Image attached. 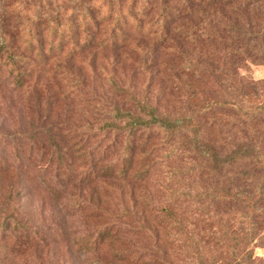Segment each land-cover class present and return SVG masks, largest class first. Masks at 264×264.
<instances>
[{"label": "rangeland", "instance_id": "374dc122", "mask_svg": "<svg viewBox=\"0 0 264 264\" xmlns=\"http://www.w3.org/2000/svg\"><path fill=\"white\" fill-rule=\"evenodd\" d=\"M18 1L0 0V27L12 34L7 39L14 53L34 59L24 49ZM168 4L182 15L169 21L163 41L153 32H130L127 43L117 49L93 46L75 58H35L33 66L24 67L23 83L6 71L0 76V264H236L232 245L241 230L227 241L218 223L211 226L192 215L194 203L188 208L199 254L190 247L179 249L173 230L162 227L158 210L171 197L168 186L173 185L167 172L185 168L190 159H166L172 142L166 143L157 128L149 133L138 130L133 140L134 154L149 156L140 161L150 165L142 181L113 177L104 169L124 159V133L100 130L113 119L114 108L145 116L146 107L140 104H146L169 117L194 108L190 80L196 75L185 65L193 61L197 47L192 34L209 12L193 7L189 14L176 0ZM216 9L224 24L235 19L232 6ZM259 10L262 18L264 9ZM253 15L249 14L254 23ZM154 16L152 12L150 17ZM203 29L204 58L217 61L212 71H206L208 81L203 78V95L221 98L219 58H225L224 51L218 39L207 38L208 30ZM227 49L229 58H234L230 70L234 77H264L263 64ZM214 128L209 129L214 143L230 133L225 127ZM221 181L211 178L203 184L217 188ZM15 222L21 237L8 233L14 234ZM229 222L238 226L233 216ZM263 232L261 225L259 234ZM87 236L96 238V246L81 251L77 241ZM254 255L264 258V247H255Z\"/></svg>", "mask_w": 264, "mask_h": 264}, {"label": "trees", "instance_id": "16d2710c", "mask_svg": "<svg viewBox=\"0 0 264 264\" xmlns=\"http://www.w3.org/2000/svg\"><path fill=\"white\" fill-rule=\"evenodd\" d=\"M170 1L19 0L23 10L24 49L34 59L14 53L7 39L13 37L12 34L0 27V76L6 71V75L10 74L17 83H23L27 75L24 67L33 66L35 58L43 61L58 55L75 58L93 46L117 49L127 43L130 32L136 35L153 32L159 41H163L169 34V21L173 22L182 15L168 4ZM176 1L184 13L193 14V7L209 12L203 14L202 23L192 34L197 47L194 48L193 61L185 65L190 74L196 75L190 80L194 108H187L176 117L162 116L154 106L146 104H140L142 108L146 107L145 116L114 108L113 119L102 124L100 130L124 133V159L104 169L113 177L142 181L150 165L140 161L149 156L143 152L134 154L133 140L138 130L149 133L152 127L157 128L166 143L172 142L166 159H190L185 168L177 167L167 172V181L173 184L168 186L171 197L161 202L158 210L162 227L173 230L179 249L184 246V249L190 247L196 253L200 252L195 222L190 218L191 209L188 208L194 203L192 215L207 220L211 226L218 223L227 241L233 239L236 230H241L240 237L234 238L232 245L236 264H264L263 257L254 255L255 247H264V232L259 234L261 225H264V77L257 80L234 77L230 72L234 58H229L227 49L230 54L247 56L246 59L264 65V16L261 18L258 12L264 9V0ZM225 6L236 9L235 19L227 24L216 16V8ZM152 12H155L154 17H150ZM210 13L212 19L206 21ZM251 13L256 18L254 23L249 16ZM257 19L260 20L257 22ZM203 25L208 30L207 38L218 39L224 51L225 58H219L223 78L221 98L203 95V78L205 76L207 80L206 76H210L206 71H212L211 65H217L213 58H204L207 51ZM27 61L31 63L26 64ZM213 127H217L215 130L225 127L230 133L222 138V142L214 143L209 134ZM59 153L61 157L60 150ZM211 178L216 183L222 178V184L217 188L203 184ZM231 216L235 217L238 226L229 222ZM15 223L14 234L12 230L8 233L12 237H21L19 224ZM4 228L8 229L7 225L3 224ZM101 235L102 232L98 233L97 239L101 240ZM246 241H250L251 246H246ZM96 242L91 236L82 237L77 246L83 251L95 247ZM225 246L230 247L228 242Z\"/></svg>", "mask_w": 264, "mask_h": 264}]
</instances>
